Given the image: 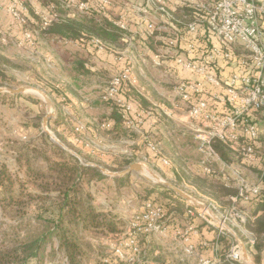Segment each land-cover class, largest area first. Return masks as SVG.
Segmentation results:
<instances>
[{
    "label": "rangeland",
    "instance_id": "1",
    "mask_svg": "<svg viewBox=\"0 0 264 264\" xmlns=\"http://www.w3.org/2000/svg\"><path fill=\"white\" fill-rule=\"evenodd\" d=\"M185 17L190 20L193 17V13L190 11L188 13L185 12L183 13V18ZM189 20L183 23H188ZM167 30L168 29H165L164 31ZM168 33L172 34L171 32H163L161 33V37L164 36L165 38L171 36ZM17 36L18 35H15L13 31L8 35V31L0 26V88L4 90L27 89V92L21 95H14L6 91L0 93L1 169H6L7 174L12 176L17 183L24 182L25 185H27L25 187L27 192L30 189L33 195H40V190L37 188L38 184H36L34 178L29 177L27 167L30 166L33 168L32 170L34 173L42 174L47 171V162L42 156L32 151V148H29L28 151L21 155V162L18 161L16 153L19 149L21 150L23 147H26V145L32 147V145L38 144V141L36 140L39 135L40 127L41 130L46 133L43 124L44 118L48 114H53L48 121V129L52 135L46 134L50 140L60 145V139L55 135L52 123L59 115L58 109H61L64 119L68 123L63 127H60L59 133L67 142L68 146L82 150L83 155L90 159V163H86L80 155H77V151L70 149L66 145L60 146L68 150L69 153H72L73 155L76 154L75 156H77L82 163L97 168H104L111 173H118L129 167L124 166V162L128 160L131 161L132 164H141L144 169L143 174L133 173L128 176L131 184L127 188H117L114 179H117L118 177H111L108 175H105V179L96 181L87 188L93 196V204L98 211L103 212L102 207L104 206L108 211V214L116 216V218L121 221L123 224L121 226L123 235L130 231L132 220L137 216L139 211H141V206H143L141 203L147 197V188H150L152 185L154 188L163 189V191H165L163 193H168L167 190L169 189L165 185L152 183L144 176L150 177L153 181H158L156 180L157 176L159 180L161 179L165 182L176 185L194 198L198 203H205L203 199L204 197H202L201 194H211L212 191L209 190L207 186H209V188H216L219 185V180L215 178L209 181L206 188L203 189V192L198 188V185L197 187H193L196 185L194 178L197 177L195 167L199 166L201 159L198 152H196L195 144L192 142V134L189 127L180 125L179 123H183L181 121L179 123L173 122V125L176 124L175 129L174 126L171 127L168 122L164 121L169 127L168 129L175 131L176 138L180 139L178 146L181 149L182 155L186 156V153L191 155L187 156L189 159H186V161H177L166 156L164 159L171 163L172 166H164L163 164L155 162L151 158L150 153L146 150V148H148L147 142L152 141L158 146L159 155L160 153H164L165 148L158 137L161 133L159 131L157 132V130H152V127L150 126L151 122H147L144 126L133 129V134H136L137 137H139V134L141 136L144 133L145 137L143 138L141 136L142 139H129V137H124L125 139L120 140V138H118L116 140L108 137L101 129L98 130L96 128V125L99 124V118L97 119V117L102 116L105 113L106 108H111L113 103L119 106V102L114 100L111 101L112 104L108 107L103 103H96V101H98L97 94L95 93L97 89L96 87L84 84L83 88H85L82 91L83 100H86L87 102L88 99H91L89 103L91 102L92 105H96V109L94 110H89L86 106H84V108L79 106V110H77L76 113L70 114L65 108L67 106L65 104L68 100H56L55 95L58 93L56 94L54 91L63 89L67 81H70V78L74 77V60L86 62L87 58L81 59L83 56H86V54L81 52L82 55L78 56L77 53H80V51L75 48H67L68 46H63L58 43V41L40 40L38 36L36 37L34 44L28 45L29 47H21L18 46L19 41ZM130 38V35H122L121 40L124 43L118 41L116 45L108 46V48L113 52H117V54L121 56L124 54V56L136 57L135 43H132ZM3 39H5L4 42ZM238 52L242 53L241 50ZM135 66L138 67V65H134V68H136ZM115 75L116 73L113 74L109 82L107 81L105 87L109 86ZM39 91H42L45 95H42ZM46 97L50 102L46 101ZM67 103L69 104V101ZM94 116L96 117V121L93 119ZM146 126H148V128H146ZM14 131H18V133L20 132L21 134L19 133V135L21 136H16ZM141 131H143V133H140ZM23 132L27 135V139H23ZM52 136L57 138L59 142L53 139ZM143 145H145L146 148H144ZM173 166H177L178 170L181 171V175H184L183 181H176L174 171L168 168H172ZM214 166L217 167L219 165L215 163ZM17 194L18 193H16V195ZM169 195V197L183 199L174 192ZM153 196H155V194ZM3 198L4 193L0 189V235L4 232L11 231L23 233V225L21 226L18 222L4 215L1 206V199ZM157 201L162 205L167 203L164 198L163 200L157 198ZM192 205L193 207H200L196 204ZM244 210L245 209L241 210L239 208L235 214H232L230 211H222V213L218 214L220 222L230 231L225 232V234H229L232 242L229 252L226 253V260L231 262L230 264L233 263L228 257L232 254L231 250L236 244L235 239L238 238L242 240L247 248L249 246V240L251 239V233L247 229L249 213L244 214ZM222 215H224L223 218ZM183 224L184 222H182V225ZM191 224L194 227L195 223L192 222ZM198 225L199 224L197 223L196 226ZM183 227L184 226H182V228ZM234 233L237 235V238L233 235ZM81 239L84 244L83 248L85 254L88 257L87 264H92L96 260L98 261V258L108 255V245L111 244V241L107 239L106 235L97 232H87L81 235ZM148 240L150 242L146 241L147 245L149 244L150 249L154 250L153 257L148 261L151 264H206L205 262L212 264L210 259H205L201 255L202 251L198 252L194 249L192 253H185L180 241H172L166 236H159L156 234L151 235V239L149 238ZM56 246L57 241L54 240L52 243L48 244L47 250L49 251L56 248ZM144 251L145 250H143L142 253H145ZM248 253L249 258L243 259L240 264H258L255 261L253 254L251 252ZM142 256L143 254L140 257ZM208 258L210 257L208 256ZM128 263L136 264V262ZM31 264H37V262H32ZM44 264H65V260L60 253H56L55 255L49 254L44 258ZM217 264L225 263H223V260L220 257Z\"/></svg>",
    "mask_w": 264,
    "mask_h": 264
},
{
    "label": "built area",
    "instance_id": "2",
    "mask_svg": "<svg viewBox=\"0 0 264 264\" xmlns=\"http://www.w3.org/2000/svg\"><path fill=\"white\" fill-rule=\"evenodd\" d=\"M27 1L9 0L6 9L10 18L22 26H27L30 21ZM183 1L148 0L141 12L146 15L145 22L151 34L157 32L159 27L146 19L148 7H153L156 14L173 21L171 27L176 32L166 39L165 45L178 67L194 76V79L178 84L175 92L184 104L181 107L185 111L181 121L192 133L204 172L212 173L215 163L228 167L215 148L217 142L224 144L239 162V165H229L238 185V193L232 198L235 206L230 211L235 214L238 210L236 205L254 202L264 184L261 175L256 181H250L243 169V165H246L264 171V0H190L194 8L193 20L181 28L177 24L180 21H175L171 10ZM98 2L101 8L113 4L112 0ZM75 5V0L66 2L67 7ZM78 8L87 10L88 3H81ZM38 16L44 27L53 17H58L57 14L51 17L42 13H38ZM121 27L125 29V26ZM37 36L39 32L26 29L18 46L34 44ZM93 45L99 51L115 53L100 40H94ZM126 80H130L131 85L137 84L129 71L116 73L105 88L102 100L118 101L126 125L135 129L139 124L130 116L133 107L121 96ZM169 116L173 117L172 114ZM103 127L109 128L110 125ZM147 146L153 153H159L154 142L148 141ZM162 163L172 166L166 159H162ZM200 204L204 207L192 205L193 209L188 210L191 217L199 218L209 225L218 223L220 234L230 232L220 222L218 214L222 211L215 202L206 208L203 203ZM213 215H217V223ZM168 231L164 208L147 202L132 220L130 231L113 245V255L121 261L138 262L142 253L139 235L167 236ZM194 231L192 225L188 227L186 242L190 241L188 237ZM233 235L236 236L235 233ZM254 242L251 234L249 244L253 245ZM193 250L194 246L189 244L186 252L192 253ZM231 252L228 258L232 261L240 263L244 259L243 246L240 244L236 243Z\"/></svg>",
    "mask_w": 264,
    "mask_h": 264
},
{
    "label": "trees",
    "instance_id": "3",
    "mask_svg": "<svg viewBox=\"0 0 264 264\" xmlns=\"http://www.w3.org/2000/svg\"><path fill=\"white\" fill-rule=\"evenodd\" d=\"M41 3L42 6L49 7L48 12L51 17L55 15L57 10H61L60 0H41ZM27 5L35 21L31 23L29 21L27 26H22L14 21L11 25L15 29V35H18L17 37L21 41L23 39V32L26 29L39 32L45 39L78 40L81 43L91 42L90 34L114 43L119 38L115 29L108 30L112 28L110 25L104 23V25H100L94 19L89 21L87 18L83 21L64 20L58 16L53 17L49 24L44 27L42 19L35 15L30 1H27ZM179 7L180 5L173 7L172 12L175 21H180V23L177 22L178 26L183 28V24H185L183 22L189 20L186 17L183 18V13H188L189 11L194 13V8L188 5ZM192 20L191 18L189 22ZM31 26L36 29L30 28ZM202 39H205V37ZM76 63L83 70V74H86L83 61H77ZM102 103L107 107L112 104L111 101H103ZM112 105L110 108L112 109L110 117L114 122L112 128L107 129L103 127L107 124L106 119L108 118L104 114L98 121L99 129L106 135L110 134L116 138H137V135L133 134V129L126 125V121L123 118V109L114 103ZM52 125L55 129H53L55 135L60 139L63 146H68L58 131L60 126L66 124L54 121ZM36 141H38L37 145H32V147L26 145V147L17 151L16 156L18 157V161L21 162V155L28 151L29 148H32V151L42 156L47 162V171L42 174L34 173L33 168L27 167L29 177L34 178L36 184H38L37 188L40 190V195H33L30 189L27 192L25 190L27 185L24 182L17 183L12 176L7 174L6 169L0 168V189L4 193V198L1 199L3 213L18 222L21 226L23 225L24 228L23 233L11 231L0 235V264H31L32 262L44 264V258L47 255H55L56 253L62 254L67 264H87L88 257L83 248L84 244L81 235L89 231L118 233L123 225L116 216L98 211L93 204V196L87 189L94 182L105 179L106 176L97 167L82 163L77 156L62 148V145L60 146L50 140L48 135L41 130V127ZM68 147L77 151V155H80L86 163H90V159L83 155L82 150L74 147L71 148L72 146ZM215 148L223 158H227L228 149L224 144L217 142ZM152 155L151 158L157 162L160 158L159 153H152ZM181 160L180 158L177 159V161ZM131 164L132 162L128 160L124 162V166H130ZM260 175L263 177L264 183V171H261ZM128 176L114 179L117 188H127L130 186L131 182ZM194 182L203 190L208 185L209 180L197 176L194 178ZM207 187L212 191L210 195L218 200L225 209L231 205V196L237 194L236 189L227 187L224 184H219L216 188ZM163 192H165L163 189L154 188L151 185L150 188L146 189L147 197L145 200L150 199L154 194L161 195L165 200L169 201L163 204L164 211L167 214L171 210H174V206L171 203L174 198L169 197V194L173 191L167 190L168 193ZM16 193L18 194L16 195ZM239 208L241 210L245 209L243 212L249 211L247 229L252 234L255 242L253 245L249 244L248 250L253 254L258 264H263L264 184L262 192L254 202L245 203V205ZM179 210L182 209L179 208ZM230 238L227 233H224L220 238L221 248L219 254L225 264L231 263L226 260V253L229 252L232 245ZM54 240L57 241L56 248L48 251V244ZM139 240L141 241L139 243L141 248L146 250L147 239L143 234L139 235ZM148 246L150 248L149 244ZM147 254L146 258L148 256L152 258L154 250L149 249ZM114 260L117 264L125 263V261H121L115 257L112 261ZM232 263L240 264L234 261ZM98 264H110V261L108 263L99 262Z\"/></svg>",
    "mask_w": 264,
    "mask_h": 264
},
{
    "label": "crops",
    "instance_id": "4",
    "mask_svg": "<svg viewBox=\"0 0 264 264\" xmlns=\"http://www.w3.org/2000/svg\"><path fill=\"white\" fill-rule=\"evenodd\" d=\"M30 1V4L32 5V9L35 13V15L38 16V13L42 14H49L48 8L42 6L41 0H28ZM76 5L74 7H67L66 2L60 0V8L61 10H57L55 14L62 17L64 20H78L81 21L85 18L89 20H95L100 25L108 24L112 28L108 29L111 31V29H115L118 35L120 36L118 40L114 42H110L108 40H103L97 36H94L93 34H90L89 37H91V42L89 43H81L78 40H63V39H45L42 34H39L38 38L40 40H47V41H58V43L65 45L67 48H75L76 50L80 51V53H77L78 56L82 55L81 52L86 54V56H83V58H87L86 62L84 63V68L86 70V74H83V70H81L77 66V61L74 60L73 70L75 72L74 77L70 78V81H67L63 89L56 90L54 93H58L56 96V100H68L69 104L66 102L65 105H67L65 108L67 111L72 113H76L77 110H79V106L83 107L86 106L89 110L96 109V105H92L91 100H83L82 98V91L83 85L88 84L91 86L96 87L95 93L97 94L98 101L96 103L101 104L102 101V94L105 87V84L107 81L111 79L113 74L117 72H126L129 71L130 77L132 79L137 80V84L131 85L130 80H126L123 84V93L122 98L126 103H130L133 107V112L130 114L131 118L136 121L140 126H144L145 123H150V126L152 127V130L157 132L159 131L162 135L158 136L160 140L162 141L164 145V153H160V158L158 159L157 163L163 164L162 159H164L166 156H169L173 158L174 160H177L178 158L182 159V161L188 160L191 156L186 153V156H183L181 153V149L178 146L180 142L178 138H176L175 131H172V129H168L169 127L164 123V121L168 122L169 126L175 127L176 124L173 125V122H180L183 119V114L185 111L182 110L181 107L184 106V104L178 99L177 94L175 92V87L182 83L183 81L192 80L194 79V76L188 72L182 71L177 63L175 62V58L170 56L168 53V49L166 48L165 42L168 37H161V33L163 32H171L172 34L168 33L169 35L175 34V30L171 27L172 20L167 19L165 17H162L161 15L156 14L153 7H148V15L146 19L148 22L153 23L155 26L159 27V30L155 34H151L148 31L147 24L145 22V14L141 12V9L147 5L148 0H112L113 4L110 7L101 8V5L99 4L98 0H75ZM81 3H88V9L87 10H80L78 8V5ZM9 4V0H0V26L3 27V29H6L8 31V35L11 31H15L14 27L11 26L13 23V20L8 15L6 9ZM180 7L184 5L191 6L190 0H184L183 3L179 4ZM99 7V8H98ZM179 7V8H180ZM192 7V6H191ZM172 12V10H171ZM181 13H183L181 11ZM173 14V12H172ZM158 15V16H156ZM174 16V14H173ZM30 17V23L34 22L35 18L33 15L31 16V13L29 12ZM175 19V17H174ZM104 22V24H103ZM122 26H125V29H123ZM165 26V27H162ZM180 27V26H179ZM32 28V26L30 27ZM164 28V29H163ZM36 29V28H32ZM165 29H168L167 31H164ZM3 32V31H2ZM122 35H130V41L132 43H135L136 48V57H128L124 56V54L121 56L115 53L111 52H105V51H99L96 49L97 47L93 45L94 40H100L104 42L107 46H113L118 43V41L123 42L121 40ZM18 41L21 40L18 38ZM124 43V42H123ZM86 44V46H85ZM126 46V45H125ZM23 47H29L23 46ZM166 48V49H165ZM165 49V50H164ZM51 59V58H50ZM81 61V60H79ZM134 65L136 68H134ZM107 79V80H106ZM89 82V83H88ZM58 98V99H57ZM60 102V101H59ZM86 104V105H84ZM83 105V106H82ZM59 110V115L54 119V121H58V123H68L63 116V112L61 109ZM73 111V112H72ZM147 113H151L150 115H147ZM108 116L107 124L110 125L111 129L113 126V120L110 117L112 115V109L106 108V111L104 113ZM104 114L100 117H97V119H101ZM169 114H172L173 117L169 116ZM139 115V116H138ZM96 116V115H95ZM94 116V121H96V117ZM98 119V121H99ZM53 121V122H54ZM182 122V121H181ZM182 126L188 127L184 122L179 123ZM65 125H62L60 127H63ZM97 129H99V125H96ZM148 128V126H146ZM60 128H58L59 131ZM136 129V128H135ZM143 130V127H142ZM16 136L19 135L18 131H14ZM140 133H143L141 131ZM21 134V133H20ZM192 134V133H191ZM108 137L113 139H118V137H113V135H108ZM143 138L145 137L144 133L141 135ZM139 134L138 139H142V137ZM23 139H27V135L23 132L22 135ZM157 137V138H158ZM120 140L125 139L124 137H119ZM192 142L195 144L193 136H192ZM139 144V143H138ZM144 144V143H143ZM144 148H146L145 145H143ZM196 146V145H195ZM179 148V149H178ZM146 150L152 155V151H150L148 148ZM227 151V150H226ZM197 152V149H196ZM221 155V154H220ZM221 158L223 162L228 165L225 166L223 164H219V166L212 165V173H206L203 170V167H201L200 163L199 166L195 167L196 175L200 176L206 180H212L217 178L219 180V184H224L227 187H232L237 190L238 193V185L235 179L232 176L231 169L229 165H239V162L235 160V158L230 154L229 151H227V158H223L221 155ZM164 165V164H163ZM165 166V165H164ZM172 171H174V177L179 181H183V176L181 175V171L178 170L177 166L168 167ZM245 176L250 181H256L257 177L260 176V170L257 167H249L246 165H243ZM183 183V182H182ZM193 187H197V185H194ZM199 188V187H198ZM201 190V188H199ZM198 189V190H199ZM197 190V189H196ZM202 192L204 190H201ZM237 195V194H236ZM236 195L231 196L230 201L231 205L227 207L226 209L223 207V205L216 199H214L210 194L204 195L201 194L202 197H204V205L205 208L210 205L211 202H215L216 205L221 209V211L229 212L233 208L234 203L232 202V198ZM157 196V197H156ZM157 198L160 200H163V197L161 195L155 194V196H152L150 199L143 201L141 204L144 206L147 202H152L155 205H159L163 207L162 204L158 203ZM174 200L172 205L174 206V210H171L166 214V225L168 226V235L166 236L168 239L172 241H180L182 245V249L186 253V249L189 244H192L194 246V249L198 252H201V255L205 259H210V262L212 261V264H217L219 262L220 258V238L223 236V234H220L218 232V223L216 221L217 215H213V218H215V223L213 225H209L205 222H203L199 218H193L189 215L188 210L190 208L193 209L192 203L189 201H186L185 199H177L176 197H173ZM177 199V200H175ZM166 202H169L166 200ZM245 205L244 202H240L236 205V207L239 209L240 206ZM141 206V211L142 207ZM184 207V208H183ZM103 208V213L108 214L107 210ZM181 208L182 210H179ZM139 211V213L141 212ZM249 211L243 212L244 214H248ZM182 222L184 224L182 225ZM195 223L194 227L196 229L195 232L190 233L189 235V242H186V232L188 230V227L191 226V223ZM199 224L196 226V224ZM187 224V225H185ZM182 226H184L182 228ZM89 232H96V231H89ZM100 234H104L107 236V239L111 241V244L108 245L109 251L108 255H104L100 258H98V261L96 260L92 264H98L99 262L107 263L106 261H110V264H117V262L114 260V255L112 252L113 245L117 243L121 237L124 235L123 232L120 230L119 233H103V232H97ZM117 234V235H116ZM143 234V233H142ZM146 236L147 242H150L148 239L151 238V236L143 234ZM237 236V235H236ZM235 236V237H236ZM114 237V238H113ZM113 238V239H111ZM237 238V237H236ZM236 243L240 244L238 241V238L235 239ZM138 242L139 240L138 237ZM247 248V247H246ZM149 246L147 245V250H145V253H142L143 256L139 258V261L136 262V264H151L148 262L151 258L148 256L147 252H149ZM248 249V248H247ZM143 251V249H142ZM141 251V252H142ZM208 251V252H207ZM244 252V251H243ZM247 252H250L249 250ZM205 253V254H204ZM209 253V254H207ZM141 254V255H142ZM208 256L210 258H208ZM249 257V253H248ZM123 264H130V263ZM65 264L67 262L65 261Z\"/></svg>",
    "mask_w": 264,
    "mask_h": 264
},
{
    "label": "water",
    "instance_id": "5",
    "mask_svg": "<svg viewBox=\"0 0 264 264\" xmlns=\"http://www.w3.org/2000/svg\"><path fill=\"white\" fill-rule=\"evenodd\" d=\"M4 91L6 92H10L14 95H21L27 92V89L25 88H21V89H1L0 88V93H3ZM39 93H41L42 95H45L42 91H39ZM46 101L50 102L49 99L46 97ZM53 114H48L45 118H44V131L49 134L52 135L51 132L48 129V121L50 120V118L52 117ZM53 139L57 140V138H55L54 136H52ZM58 141V140H57ZM59 142V141H58ZM60 145H63L61 142H59ZM76 155V154H75ZM99 168V167H98ZM101 170V172L104 175H108L111 177H125L128 175H131L133 173H138V174H143V167L141 164L135 163V164H131L127 169L118 172V173H111L108 170L104 169V168H99ZM148 181L155 183V184H162L165 185L169 190L173 191L174 193H176L177 195L181 196L183 199H185L186 201L192 202L200 207H204L203 205H201L200 203H198L194 198H192L190 195H188L186 192H184L183 190H181L179 187H177L176 185L169 183V182H165L163 180H159V178L156 176V180L158 181H153L150 177L148 176H144ZM239 243L243 246V251H244V259H248V252H247V248L245 246V244L243 243L242 240L238 239ZM263 258H264V251H263Z\"/></svg>",
    "mask_w": 264,
    "mask_h": 264
}]
</instances>
